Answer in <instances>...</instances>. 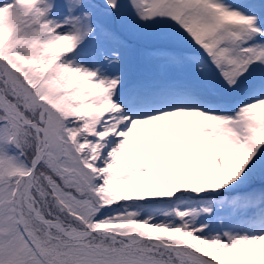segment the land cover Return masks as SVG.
<instances>
[{"label": "snow or ice", "instance_id": "snow-or-ice-1", "mask_svg": "<svg viewBox=\"0 0 264 264\" xmlns=\"http://www.w3.org/2000/svg\"><path fill=\"white\" fill-rule=\"evenodd\" d=\"M0 264H264V0H0Z\"/></svg>", "mask_w": 264, "mask_h": 264}]
</instances>
